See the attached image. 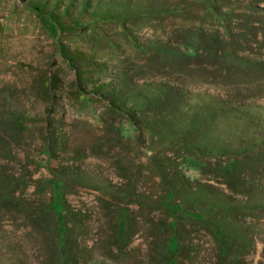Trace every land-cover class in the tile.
I'll use <instances>...</instances> for the list:
<instances>
[{"label": "rangeland", "instance_id": "rangeland-1", "mask_svg": "<svg viewBox=\"0 0 264 264\" xmlns=\"http://www.w3.org/2000/svg\"><path fill=\"white\" fill-rule=\"evenodd\" d=\"M28 1L0 0V264H264V0Z\"/></svg>", "mask_w": 264, "mask_h": 264}, {"label": "trees", "instance_id": "trees-1", "mask_svg": "<svg viewBox=\"0 0 264 264\" xmlns=\"http://www.w3.org/2000/svg\"><path fill=\"white\" fill-rule=\"evenodd\" d=\"M28 6L34 10H36L39 13H43L45 11V5L41 0H29L28 1ZM77 59L75 58V54L71 55V61H76ZM83 61H90L92 62L93 59L88 58H84L82 59ZM78 61V60H77ZM101 72V71H100ZM82 76L79 75V81L80 78ZM109 95V99L111 100V105L116 108L117 110L122 111L124 114H133L131 113L132 110H134V107H137L134 103H129L130 105H127V101L125 100L124 96H123V92L121 91V88L119 87H113L112 89H110L108 91ZM120 102V103H118ZM118 104V105H117ZM135 117V116H134ZM130 120L132 121L133 119L130 118ZM191 144H187L188 150L192 149ZM196 150V149H195ZM197 152L194 151L193 153L190 154V151H188V156H189V162L193 163L194 165H199L202 166L203 168H207L206 163H202V161L200 160V158L197 156ZM237 161L238 158L232 160L231 162H228L223 168H221L220 172L221 175L225 178L228 177H233L234 174V168L237 166ZM54 193H55V198H56V205L54 206L55 209L57 210V213L60 214L61 210V196H62V192L60 191V181L58 179L54 180ZM174 191H171V189L168 190L167 196L169 199H173L174 198ZM165 206L170 209L171 212H177L180 210L179 206L176 204H172L170 202H165ZM214 208H216V206H218V201H215L214 204ZM196 218H203V216L201 215H195Z\"/></svg>", "mask_w": 264, "mask_h": 264}]
</instances>
